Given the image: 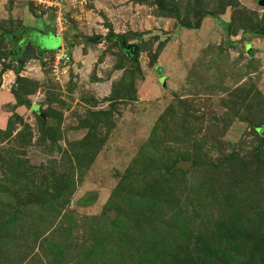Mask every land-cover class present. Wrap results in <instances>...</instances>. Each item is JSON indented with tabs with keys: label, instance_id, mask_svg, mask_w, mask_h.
<instances>
[{
	"label": "rangeland",
	"instance_id": "374dc122",
	"mask_svg": "<svg viewBox=\"0 0 264 264\" xmlns=\"http://www.w3.org/2000/svg\"><path fill=\"white\" fill-rule=\"evenodd\" d=\"M0 264H264L259 0H0Z\"/></svg>",
	"mask_w": 264,
	"mask_h": 264
},
{
	"label": "water",
	"instance_id": "95a60500",
	"mask_svg": "<svg viewBox=\"0 0 264 264\" xmlns=\"http://www.w3.org/2000/svg\"><path fill=\"white\" fill-rule=\"evenodd\" d=\"M259 3L264 6V0H259ZM60 47H61V44H59L57 48H60Z\"/></svg>",
	"mask_w": 264,
	"mask_h": 264
},
{
	"label": "trees",
	"instance_id": "16d2710c",
	"mask_svg": "<svg viewBox=\"0 0 264 264\" xmlns=\"http://www.w3.org/2000/svg\"><path fill=\"white\" fill-rule=\"evenodd\" d=\"M17 56V55H16Z\"/></svg>",
	"mask_w": 264,
	"mask_h": 264
}]
</instances>
